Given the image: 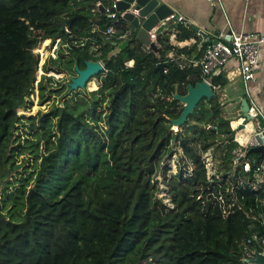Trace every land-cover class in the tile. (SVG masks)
<instances>
[{
	"label": "trees",
	"instance_id": "16d2710c",
	"mask_svg": "<svg viewBox=\"0 0 264 264\" xmlns=\"http://www.w3.org/2000/svg\"><path fill=\"white\" fill-rule=\"evenodd\" d=\"M109 21L95 0H0V264H141L147 256L157 264H247L242 242L258 249L253 236L264 239V178L241 164L253 152L233 159L237 142L215 92L170 128L167 117L181 108L171 94L201 79L199 63L167 55L179 50L165 26L156 51L134 35L117 48L121 40L101 37ZM128 26L114 23L119 32ZM46 37L66 54L60 46L44 71L97 59L101 76L95 89L23 115L17 108L31 102L38 58L32 49ZM43 78L39 102L55 91ZM209 81L215 90L226 79L219 72ZM177 147L180 167L166 176L162 161ZM207 150L216 158L210 173ZM17 154L30 159L16 163ZM158 173L171 206L156 195Z\"/></svg>",
	"mask_w": 264,
	"mask_h": 264
},
{
	"label": "crops",
	"instance_id": "0c3cea01",
	"mask_svg": "<svg viewBox=\"0 0 264 264\" xmlns=\"http://www.w3.org/2000/svg\"><path fill=\"white\" fill-rule=\"evenodd\" d=\"M175 14L183 15L182 21L172 23L166 21L165 29L169 30L168 41L178 48L167 51V55L174 57L180 65L186 63L197 64L202 49L212 43L214 36L228 29L233 31H256L264 33V0H162ZM198 28L201 32L194 30ZM96 25L92 26V29ZM189 32L188 38L177 39L175 33ZM118 48V47H117ZM115 50H117L115 48ZM131 63V60L128 61ZM235 60L230 58L222 67L226 82L215 86L213 92L222 104L224 114L229 117V125L233 129L237 147L251 135L252 121L243 119L241 100L244 92L235 67ZM248 86L257 103L264 110V43L259 46V59L254 77ZM213 87V86H212ZM242 125V126H241ZM259 243V242H257Z\"/></svg>",
	"mask_w": 264,
	"mask_h": 264
},
{
	"label": "built area",
	"instance_id": "2783aa9c",
	"mask_svg": "<svg viewBox=\"0 0 264 264\" xmlns=\"http://www.w3.org/2000/svg\"><path fill=\"white\" fill-rule=\"evenodd\" d=\"M95 5H99V0H95ZM114 6V0H111L107 6H103V11L108 16L110 21L109 24L102 30L101 37L105 40L113 37L119 40L128 39L134 34L133 28L129 25L127 30L119 32L114 28V23L119 18H122L124 11H130L133 14H137V9L133 6L120 10L109 8ZM182 19V14H175L173 11L170 12L168 15L160 19L155 26L148 30L149 39L153 41L157 47L156 32L164 27L166 21L178 23L182 21ZM214 39V42L206 45L202 49L200 59L198 61L200 65L201 78L210 83L209 77L219 73L225 63L230 58H233L236 62L235 67L243 88L244 98L247 103L243 119L252 121L251 135H249L248 139H246L241 148L235 149L234 151L235 156L233 159L236 160L238 157L244 156L245 151L249 146L258 144L253 137L255 133L262 132V136L264 137V110L257 103L255 96L252 91H250L248 86L249 80L252 79L255 74L259 59V46L261 43H264V33L256 31H233L232 29H228L217 33L214 36ZM144 46L146 49L151 50L148 45ZM162 70L165 71L164 66ZM262 143H264V140ZM241 164L243 170L250 171L256 177L257 181L264 178V155L262 160H259L257 153L253 152L250 156L244 158ZM253 238L259 242V248H246V243L250 240V238H247L242 242L244 246V254L241 256V260L247 264H264V262H251L248 260L249 257L253 256V251L264 254V239H259L255 236H253Z\"/></svg>",
	"mask_w": 264,
	"mask_h": 264
},
{
	"label": "water",
	"instance_id": "95a60500",
	"mask_svg": "<svg viewBox=\"0 0 264 264\" xmlns=\"http://www.w3.org/2000/svg\"><path fill=\"white\" fill-rule=\"evenodd\" d=\"M114 7L110 9H125L129 6H133L137 9V14H133L130 11H124L122 18L127 20L129 25L134 30V37L139 40L143 45H148L153 51H156V46L153 41L149 39L148 30L155 26L157 22L172 12L166 3L162 0H114ZM100 10H103V6L99 4ZM194 30L201 32L198 28L190 26ZM215 40V39H214ZM214 40L212 42H214ZM126 39L121 40L116 45L118 48H122L126 44ZM115 44V41L113 42ZM82 66L79 67L76 62L73 63L72 69L73 75L68 77L66 82V90L82 89L85 87V83L89 78L97 74L103 67L100 61L97 59H83ZM164 66L163 61H159L155 64L160 72ZM213 95V88L211 84L205 80L200 79L194 83H188L183 93L172 92L171 98L176 99L180 104L181 108L175 117H167L170 128L176 129L181 125L186 116L190 114L195 106L196 102L204 97L209 99ZM241 110L244 112L247 107L245 98L241 100ZM242 126V125H241ZM258 144L248 147V151L256 152L259 160H262L264 155V137L261 133H255L253 135ZM264 231V230H263ZM251 262H264V254L253 251V256L248 258Z\"/></svg>",
	"mask_w": 264,
	"mask_h": 264
},
{
	"label": "rangeland",
	"instance_id": "374dc122",
	"mask_svg": "<svg viewBox=\"0 0 264 264\" xmlns=\"http://www.w3.org/2000/svg\"><path fill=\"white\" fill-rule=\"evenodd\" d=\"M59 43V40L57 37H55L53 40H50V38L46 37L41 39L34 47L33 51L37 52L38 58H37V65H36V71H35V77L33 81V86L31 91L28 93V99H30V103L27 102V106L25 107H19L17 108L18 113H22L23 115H30L32 114L34 117L38 116L41 112L45 111L51 102H60L61 97L63 94H69L71 92H74L76 94H81L83 91L87 92L91 89H95L98 85L99 78L101 76V70L99 73L96 75H93L89 78V80L85 83V87L82 89H74V90H66V82L68 80V77L70 75H73L74 71L68 68H63L61 71H54V70H46L44 71L43 65L47 64L51 66H55L56 63L51 62L47 57H56L58 55L57 49L61 46L62 47V53L63 55L66 54L64 45ZM63 58H61L62 60ZM48 75L49 79L47 80L46 78H43L44 83H45V88H53L55 91H53L49 99L44 100L43 102L38 101V94H37V88H36V82L39 78H41V75ZM67 96V95H66ZM102 124V123H101ZM19 129L21 130V133H24L27 137L29 136L28 133V128L23 125H18ZM173 130H175L173 128ZM23 134V135H24ZM180 155H181V150L179 147L175 148V150L168 155L167 158H165L162 161V164H165L166 169H165V174L166 176H169L170 174L174 173L178 167H180ZM205 158V165L207 168V173H210L216 162V158H213L211 156V151L207 150L204 154ZM30 159L29 155L27 154H17L15 157V162L17 163L20 160H26ZM26 162V161H25ZM27 164V171H30V161ZM22 168L17 167V171H20ZM16 177L20 175V173H15ZM157 179V190H156V195L161 197L163 202L167 203L169 206H171V203L169 201V198L167 197V193L165 192L166 185L162 177L161 173H158L156 175ZM141 264H157L152 258L150 260V257L147 256L145 259H142ZM161 264V263H158Z\"/></svg>",
	"mask_w": 264,
	"mask_h": 264
}]
</instances>
